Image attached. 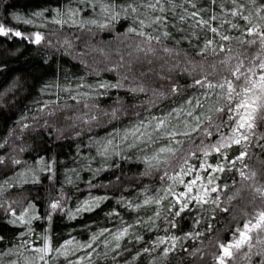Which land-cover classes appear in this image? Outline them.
<instances>
[{
  "label": "trees",
  "instance_id": "obj_1",
  "mask_svg": "<svg viewBox=\"0 0 264 264\" xmlns=\"http://www.w3.org/2000/svg\"><path fill=\"white\" fill-rule=\"evenodd\" d=\"M121 2L122 0H116L118 4ZM201 5L208 7L206 0H199L198 6ZM212 7L219 12L215 5ZM45 8H59L65 13L68 8H82L84 11L76 17L77 20L96 19L99 23L107 22L99 8L90 10L88 4H80L79 0H0V23L13 31H20L25 37H32L35 32H40L45 37L37 45L21 37L0 36V144L3 145L0 156L4 158V163L0 164V183L9 180L13 184V187L0 195V236L4 238L0 243V251L16 248L24 239L39 243L37 237L44 234L45 230L53 237L54 244L58 245L72 237L84 243L101 229L115 231L120 228L121 219L133 224L140 219L144 223L134 224L129 237L121 241L122 256H118L115 262L111 259L113 253L110 248H105L102 243L111 238L107 233L100 237L94 245L96 253L92 260L95 264H126V261H132V256L137 251L142 252L145 247L151 248L159 237H183L188 232H200L203 235L195 239H182L175 252L170 253L167 258H162L161 251L166 245H161L153 252L142 254L132 264H215L213 257L217 251L216 241L223 242L230 237L231 229L237 222L233 220V216L239 219L241 211H252V193L246 187L252 182L242 181L235 171L218 174L220 179L217 183L230 185L229 189H222L220 193L222 205L231 209L229 213L214 212L210 206H205L207 211H202L192 205L191 211L183 214L182 218H175L178 220L177 228H171L163 216L155 223L148 222V217L154 214L155 205L133 211L123 203H118L123 197L125 201L142 204L146 195H154L156 189L166 186L158 179L160 173L142 175L146 166L141 158L145 154L150 155L151 150L142 152L138 148L130 149L126 143H121V137L125 129L139 120L147 121L150 116H162L182 105L190 96H200L202 90L189 87L193 76L187 75L184 69L188 67L191 70L188 60L197 64L201 62L197 49L203 43V35L197 40L191 35L193 30L188 25L174 21L180 28L187 29L184 33L170 29L175 38L187 35L189 39L181 40L178 45L172 41L164 43L168 47H174L180 52V56L164 57L158 50L156 57H149L151 64L141 56L140 61L134 64L133 72L129 73L127 67H119V62L121 55L126 61L135 59L134 52L131 58L128 53L132 51L138 38L123 35L132 24L131 20L114 22L108 29H101L96 25L81 28L70 23L61 26L53 20L68 19L66 14L60 17L55 11H47L42 17L33 15ZM16 16L22 19L17 20ZM25 19H32L33 23L25 24ZM196 31L199 33L198 29ZM228 34L239 33L230 30ZM65 40L71 43V47L64 43ZM233 47L236 45L233 44ZM98 49H103V54ZM247 51L251 55L257 48L252 47ZM219 58L221 57H209L205 68ZM141 73L148 75L142 76ZM125 75L128 79L122 81V88L97 87L102 82L116 83ZM195 75L199 78V71ZM173 84L180 86L181 94L173 95L169 92ZM141 85L148 89L146 93L128 91ZM46 86L48 87L44 90ZM154 92L163 93L164 96H154ZM210 103V100L205 102V111ZM46 104L48 107H45ZM114 108L119 109L118 119L103 115L104 112L111 113ZM52 111H55V115H48ZM92 116H97L98 119L85 123ZM25 124L29 127L25 128ZM117 131L120 136L114 138V145L109 146V158L105 160L98 154V150L110 138V134L114 135ZM200 139L198 134H194L193 141H186L181 152L186 155L195 150ZM215 139L213 137L211 142ZM209 142L204 141L205 144ZM165 143L166 141H160V144ZM115 146H118L117 150L121 155H112ZM235 154L237 153L233 150L229 156L234 157ZM53 158L56 160L55 180L50 178L48 172L41 171L42 166L38 163L41 159L51 161ZM218 159L217 157V161ZM14 160H20L21 163L14 164ZM261 160H264V156H254L245 161L257 172V185L264 184V165L260 163ZM175 164L176 161L173 160V165ZM237 167L240 165L237 164ZM96 169L105 170L94 178ZM19 173L24 175L20 176ZM34 176L39 178V183H31ZM117 177L119 182H116ZM25 180L29 183H24ZM68 180L72 183H68ZM89 181L93 185L104 187L90 188ZM233 181L237 183L234 184ZM145 188H150L151 191L145 193ZM182 188V185L177 186V190ZM237 189H240L239 198L229 203L227 196L234 195ZM61 195L64 198V208L73 211L89 196L106 195L109 199L95 211L80 213L74 220L58 212L54 214L51 225L43 219L33 221V233L30 236L20 235L21 232H27L28 226L9 223L13 218L8 211L10 204L19 212L29 203H34L37 213L43 216L49 211L48 204ZM164 203L167 204L166 201ZM259 204L257 200L256 205ZM112 211L119 212V217L106 215ZM163 215L166 216L167 213L164 212ZM209 225L211 231L208 230ZM136 235L144 239L137 242L134 239ZM258 250L259 248L253 251ZM86 251L90 250H81L70 259L85 255ZM106 251L109 252L108 257L103 256ZM25 255L31 253L26 252ZM11 259H17V256L14 254L5 258L6 261ZM262 260L264 257L254 255L250 264H261ZM56 264L66 262L60 257ZM234 264H249V261L237 256Z\"/></svg>",
  "mask_w": 264,
  "mask_h": 264
},
{
  "label": "snow or ice",
  "instance_id": "obj_2",
  "mask_svg": "<svg viewBox=\"0 0 264 264\" xmlns=\"http://www.w3.org/2000/svg\"><path fill=\"white\" fill-rule=\"evenodd\" d=\"M79 3L88 4L89 9L93 11L99 8L107 22L99 23L96 19L77 20L76 17L84 11L82 8H68L66 13L59 8L54 10L45 8L33 15L42 17L47 11H55L57 16L62 17L66 14L68 19H54V23L61 26L70 23L79 25L81 28L86 25H96L101 29H108L114 22L131 20L132 24L126 28L123 35L138 38V42L128 53L131 58L134 52L135 59L126 61L121 55L119 62V67H127L129 73L133 72L134 64L140 61L141 56L145 62L151 64L152 60L149 57H156L158 50L164 54V57L180 56V52L174 47H168L164 43L172 41L178 45L181 40L189 39L187 35H182L180 39L175 38L170 29L181 33L186 32L187 29L180 28L174 21L188 25V28L193 30L191 35L197 40L203 35V43L197 49V55L202 58L201 62L197 64L188 60L187 63L191 70L188 67L184 69L187 75L193 76L189 87L202 90L200 96H190L182 105L172 108L162 116H150L147 121L139 120L125 129L121 137V143H126L130 149L138 148L142 152L151 150L150 155L145 154L141 158L146 166L142 175L151 176L153 172L160 173L158 179L166 186L156 189L154 195H146L142 204L125 201L123 197L118 203H123L133 211L155 205L154 214L148 217V222L155 223L163 216L171 228H177L178 220L175 218H182L183 214L191 211L192 205L202 211H207L205 206H210L214 212L229 213L231 209L222 205L220 193L222 189H229L230 185L217 183V181L220 179L218 174L235 171L242 181L252 182L246 185L252 193L250 200L252 211H241L239 219L233 216V220L237 221L236 225L232 227L230 237L226 241H216L217 251L213 259L215 264H234L237 256H240L248 260L250 264L254 255L264 257V184L255 183L257 172L245 162L254 156H264V0H206L208 7L198 6L199 0H122L119 4L116 0H79ZM213 5L219 9V12L213 9ZM15 19L22 18L16 16ZM23 23L32 24L33 20L25 19ZM230 30H236L239 34L230 35L228 34ZM0 36L21 37L37 45L45 39L40 32H35L32 37H25L20 31H13L3 23H0ZM64 43L71 47L69 41L65 40ZM233 44L236 47H233ZM252 47H256L257 51L250 55L247 49ZM98 51L103 54V49H98ZM209 57L221 58L205 68V62ZM113 70L115 69H108V71ZM197 71H199V78L195 75ZM140 75L146 76L148 73ZM127 79L128 76L125 75L116 83L102 82L97 87L119 89L124 87L122 81ZM128 91L146 93L148 89L141 85L132 87ZM169 92L178 95L181 94V88L173 84ZM84 95L87 96V93ZM153 95L164 96L163 93L155 92ZM209 100L211 103L205 111V102ZM45 107L48 105L46 104ZM198 109L201 111L198 112ZM118 112L119 109L114 108L111 113L104 112L103 115L118 119ZM48 115H55V111L49 112ZM97 119V116H92L91 120L85 123H91ZM24 127L27 128L29 125L25 124ZM225 129L227 131H224ZM194 134L201 137L200 143L196 145L195 150L185 155L181 152V148L186 141H193ZM116 136H120L119 131L114 135L110 134V138L98 150V154L105 160L109 158V146L114 145ZM213 137L216 139L211 142ZM162 140L166 143L160 144ZM205 140L210 142L205 144ZM2 147L3 145L0 144V148ZM117 148L118 146L113 147L112 155H121ZM233 150L237 154L230 157L229 153ZM173 160L176 161L175 165H173ZM3 163L4 158L0 156V164ZM13 163L19 165L21 161L14 160ZM38 163L42 166L41 171L48 172L50 178L55 180L56 160L54 158L51 161L41 159ZM260 163L264 165V160ZM237 164L240 167H237ZM103 170L105 169H96L94 178ZM18 175L23 176L24 174L19 173ZM169 181L171 183H168ZM23 182L29 183L27 180ZM39 182V178L35 176L31 180L33 184ZM116 182H119V177L116 178ZM68 183L72 181L68 180ZM178 185H182L183 188L177 190ZM89 186L90 188L104 187V185H93L91 181H89ZM11 187L13 184L9 180H4L0 183V195ZM143 191L147 193L151 189L145 188ZM239 196L240 189H237L234 195L227 196V200L230 203ZM108 199L106 195L89 196L73 211L64 208V198L61 195L48 204L49 211L43 216L37 213L34 203H29L19 212L10 204L8 211L13 218L9 223L28 226L27 232H21L20 235L21 237L30 236L33 233L31 227L33 221L43 219L51 225L54 214L58 212L74 220L80 213L95 211ZM257 200L260 202L259 206L256 205ZM165 201L167 204L164 203ZM12 203L14 204L15 201ZM164 212L167 213L166 216L163 215ZM106 215L119 217L120 214L112 211ZM142 223L144 221L140 219L134 222L135 225ZM134 224L125 223L121 219L122 226L115 231L104 228L98 233H93L87 242L81 243L72 237L58 245L53 243V237L45 230L44 234L37 237L39 243L24 239L16 248L0 251V264H56L60 257L64 258L66 264H85V262L95 264L92 260L93 254L96 253L94 245L106 233L111 239H105L102 243L105 248H110L113 253L111 259L115 262L118 256H122L121 241L129 237ZM208 230L211 231V225ZM201 235L203 233L188 232L183 237L176 235L159 237L151 248L145 247L142 252L137 251L132 256V261L137 260L144 253L155 251L161 245H166L161 251L162 258H167L170 253L175 252L182 239H195ZM3 239V236H0V243ZM134 239L139 242L144 237L136 235ZM113 242H115L114 247H112ZM257 248L259 250L254 252L253 250ZM81 250L90 251H86L85 255L70 259ZM26 252L31 255H25ZM14 254L17 259L5 260L6 257ZM108 255L107 251L103 253L104 257ZM132 261H126V264H132ZM261 264H264V260Z\"/></svg>",
  "mask_w": 264,
  "mask_h": 264
}]
</instances>
